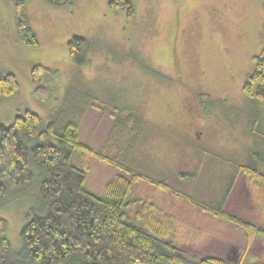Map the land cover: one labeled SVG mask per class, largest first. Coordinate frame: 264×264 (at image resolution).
<instances>
[{"label":"rangeland","instance_id":"374dc122","mask_svg":"<svg viewBox=\"0 0 264 264\" xmlns=\"http://www.w3.org/2000/svg\"><path fill=\"white\" fill-rule=\"evenodd\" d=\"M107 1L71 0L57 6L24 0L21 15L39 43L28 47L17 35L13 1L0 0V73H15L19 83L11 95L0 96V122L8 124L27 108L44 125L70 84L89 88L94 106L80 123L83 142L114 159L126 151V165L135 172L202 201L220 202L228 213L264 227V207L238 170L240 164L255 162L264 172V137L251 124L260 105L242 90L253 56L264 48V1L130 0L131 17L109 8ZM74 34L89 43L82 66L71 61L65 45ZM35 63L51 71L44 101L34 95L29 80ZM115 116L142 119L143 129L131 144L130 135L114 131ZM72 160L81 165L74 151ZM87 163L85 184L98 195L117 175L131 179L130 173L93 155ZM131 185L132 199L152 200L174 215L170 239L189 255L215 256L231 264L264 257V237L255 236L244 255L242 229L144 179H131ZM35 189V183L24 190L12 188V194H19L0 207L16 251L22 248L24 215L39 203ZM134 208L126 212L139 225Z\"/></svg>","mask_w":264,"mask_h":264},{"label":"trees","instance_id":"16d2710c","mask_svg":"<svg viewBox=\"0 0 264 264\" xmlns=\"http://www.w3.org/2000/svg\"><path fill=\"white\" fill-rule=\"evenodd\" d=\"M12 1L18 38L28 47H37L36 34L21 15L24 0ZM45 1L57 6L71 2ZM107 6L123 10L127 17L133 15L130 0H108ZM65 45L75 65L86 63L88 40L74 34ZM253 61V69L242 90L245 96L260 105L251 124L253 131L264 137L260 130L264 126V48L253 56ZM50 72L41 63H35L29 69L34 95L42 101L49 96L45 80ZM18 85L15 73H0V96L11 95ZM90 106H94L91 90L70 84L60 107L46 124H42L39 114L27 108L15 114L8 124L0 122V207L19 194H12V188L24 190L31 183H35L34 196L39 201H34L37 205L24 215L25 222L20 230L22 248L17 251L6 236L7 220L0 217V264H231L215 256H191L176 245L170 239L176 228L174 215L152 200L132 199L131 179H144L242 229L246 237L244 255L255 236L264 237L263 226L228 213L220 202L202 201L164 180L135 172L126 165V151L114 159L102 148L95 151L83 142L80 123ZM114 126L115 132L131 136L127 139V144H131L144 124L138 117L123 119L115 116ZM73 151L80 159V166L72 160ZM90 155L130 173L131 179L117 175L105 184L103 195L92 192L85 184ZM258 165L255 162L240 164L238 170L249 178L256 190L257 201L264 207V172ZM133 205V218L139 225L126 212ZM235 264H264V257L240 260Z\"/></svg>","mask_w":264,"mask_h":264}]
</instances>
